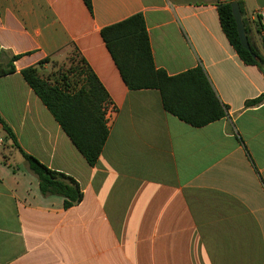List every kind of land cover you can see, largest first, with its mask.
Listing matches in <instances>:
<instances>
[{"label": "crops", "instance_id": "0c3cea01", "mask_svg": "<svg viewBox=\"0 0 264 264\" xmlns=\"http://www.w3.org/2000/svg\"><path fill=\"white\" fill-rule=\"evenodd\" d=\"M264 54V0H234ZM230 0H0V117L18 146L83 193L43 196L0 122V264H264V74L225 35ZM143 15L157 69L202 67L223 119L195 128L156 89L130 90L101 36ZM83 59L109 94V137L90 166L25 81ZM14 57H18L14 59Z\"/></svg>", "mask_w": 264, "mask_h": 264}, {"label": "trees", "instance_id": "16d2710c", "mask_svg": "<svg viewBox=\"0 0 264 264\" xmlns=\"http://www.w3.org/2000/svg\"><path fill=\"white\" fill-rule=\"evenodd\" d=\"M90 12L92 0H83ZM232 2L218 6L222 29L230 44L247 65L257 66L264 74V54L249 39L248 23L243 20L251 51L241 45L237 24L232 13ZM242 11V8H241ZM243 12V11H242ZM264 30L259 25V32ZM101 36L110 52L126 86L132 90H159L165 110L179 120L195 128L207 126L228 115V107L221 103L207 74L202 67L188 70L176 76H169L166 71L157 69L154 64L149 35L143 15H134L122 22L105 27ZM264 48V37H262ZM256 55L257 59L253 57ZM18 57H14L17 59ZM79 63L80 75L84 84L74 93L68 90L72 83L66 80L51 83L43 79L37 68L22 70V75L29 86L48 108L55 120L62 127L77 150L90 166H95L109 137L106 110L112 107L116 112L109 94L95 73L83 59ZM14 72L0 70V77ZM264 101V94L249 101L248 106ZM8 138L21 151L29 170L39 180L43 196H60L64 198L66 209L78 204L83 199L79 183L72 177L49 169L35 157L26 154L17 144L10 127L0 117Z\"/></svg>", "mask_w": 264, "mask_h": 264}, {"label": "rangeland", "instance_id": "374dc122", "mask_svg": "<svg viewBox=\"0 0 264 264\" xmlns=\"http://www.w3.org/2000/svg\"><path fill=\"white\" fill-rule=\"evenodd\" d=\"M74 61H75L74 58H69L67 59V61L63 63H55L54 65H52L53 70L51 74L47 76V78L50 79L51 77L52 78L51 83L53 84L59 81L63 83L62 82L63 80H66L67 83L79 82L80 81V71L82 69L78 68L79 63L74 62Z\"/></svg>", "mask_w": 264, "mask_h": 264}, {"label": "water", "instance_id": "95a60500", "mask_svg": "<svg viewBox=\"0 0 264 264\" xmlns=\"http://www.w3.org/2000/svg\"><path fill=\"white\" fill-rule=\"evenodd\" d=\"M231 6H232V13H233V16L237 24V29H238V34H239L241 45L244 49L251 51V45L249 43V40L246 34V28L243 23V17H242L240 5L237 2H232ZM253 57L257 59L255 54L253 55Z\"/></svg>", "mask_w": 264, "mask_h": 264}, {"label": "built area", "instance_id": "2783aa9c", "mask_svg": "<svg viewBox=\"0 0 264 264\" xmlns=\"http://www.w3.org/2000/svg\"><path fill=\"white\" fill-rule=\"evenodd\" d=\"M84 76H81L80 75V81L79 82H77V83H72L71 85H70V88H69V92L70 93H74L75 91H77L78 89H80L81 87H82V85L84 84ZM71 80H72V78H71ZM74 82V81H73ZM112 112H114V110H113V108L110 106V107H108V109L106 110V119H107V121L109 122V115H110V113H112ZM0 143H2V140H0Z\"/></svg>", "mask_w": 264, "mask_h": 264}]
</instances>
